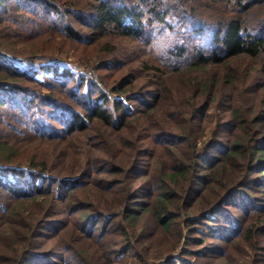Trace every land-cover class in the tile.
I'll list each match as a JSON object with an SVG mask.
<instances>
[{"label":"trees","instance_id":"obj_1","mask_svg":"<svg viewBox=\"0 0 264 264\" xmlns=\"http://www.w3.org/2000/svg\"><path fill=\"white\" fill-rule=\"evenodd\" d=\"M10 31L0 264L144 261L182 224L163 264H264V0H0ZM68 53L89 72L19 65Z\"/></svg>","mask_w":264,"mask_h":264},{"label":"rangeland","instance_id":"obj_2","mask_svg":"<svg viewBox=\"0 0 264 264\" xmlns=\"http://www.w3.org/2000/svg\"><path fill=\"white\" fill-rule=\"evenodd\" d=\"M9 36L11 38L8 39H0V41H4L6 43L3 42V50H5L4 48L7 46V51L13 52V53H17V51L22 50L24 47H26V43L24 41L19 40V36H17L15 34V32H11L9 33ZM137 44V42H134V44H132L129 41H124L123 42V47L121 48L122 51H125V49H129L128 51V55L129 57H142L143 55H141V48L140 45L137 47H134V45ZM71 53L68 54H61L58 58V60L53 59V56H50L48 54H37L33 57L30 58H26L25 60H23L22 62L19 63V65H21L22 69L25 70H29L31 73L37 71L42 65H50V64H57L60 67L66 66L69 67L71 69H73L74 71L77 72H89L87 70V68H85V66L82 64H78L76 61L75 57L71 56ZM4 56L9 60V61H13V59L11 58V55L8 56L4 54ZM69 58V61L67 64L64 63L65 58ZM16 64L17 62L14 61ZM91 72V71H90ZM42 74V75H41ZM39 77H43V75L45 74L44 72H42ZM212 131V126H207L205 128V133L206 136H208L210 134V132ZM11 135H16V134H11ZM7 136L2 140L7 141V145L5 146L6 148L10 147L8 146L9 144H13V142L16 140L15 136ZM10 138H12L10 140ZM10 140V142H9ZM145 142H148V140H145ZM5 144V143H4ZM43 147H47L46 145H44ZM73 150H68V153H72ZM84 160L83 157H80L79 161ZM66 163H68V167H73L76 168L77 167V162L71 158L65 160ZM147 162V161H146ZM144 164H147V163ZM141 181H138L137 183L140 184ZM183 217H186V214L182 213ZM182 217V218H183ZM157 226L155 225V223L148 224V228H147V232L145 233L144 237H147L144 239V243H146L149 240H152V245L155 248L156 245L154 244L157 241H162L163 240V235H160L158 233V229L156 228ZM182 228H183V236L180 238V240L178 241L177 245L172 246V249L170 251L167 252V247L166 249L164 248V250H166L165 252H162V257H157V258H151V255L144 261H140L139 258L137 256H130L128 259V264H163V258L168 255H174L176 252H178L180 249H182L185 246V237H186V231L187 228L185 227V225L182 224ZM143 230L141 229L140 232H142ZM173 242V239L171 240V244Z\"/></svg>","mask_w":264,"mask_h":264}]
</instances>
